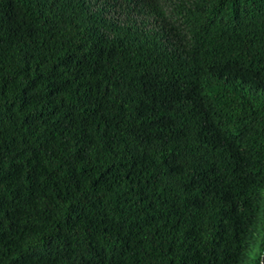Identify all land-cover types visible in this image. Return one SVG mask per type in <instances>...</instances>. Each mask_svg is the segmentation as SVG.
<instances>
[{"label": "trees", "instance_id": "16d2710c", "mask_svg": "<svg viewBox=\"0 0 264 264\" xmlns=\"http://www.w3.org/2000/svg\"><path fill=\"white\" fill-rule=\"evenodd\" d=\"M0 264H264V0H0Z\"/></svg>", "mask_w": 264, "mask_h": 264}]
</instances>
